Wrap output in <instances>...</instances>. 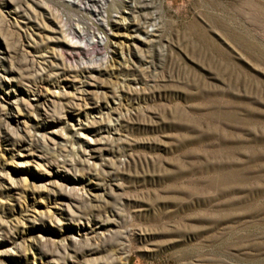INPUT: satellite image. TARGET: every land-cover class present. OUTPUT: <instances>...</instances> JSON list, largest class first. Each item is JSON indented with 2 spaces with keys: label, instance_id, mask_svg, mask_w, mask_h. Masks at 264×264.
I'll return each instance as SVG.
<instances>
[{
  "label": "rangeland",
  "instance_id": "1",
  "mask_svg": "<svg viewBox=\"0 0 264 264\" xmlns=\"http://www.w3.org/2000/svg\"><path fill=\"white\" fill-rule=\"evenodd\" d=\"M0 264H264V0H0Z\"/></svg>",
  "mask_w": 264,
  "mask_h": 264
}]
</instances>
